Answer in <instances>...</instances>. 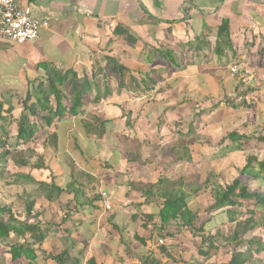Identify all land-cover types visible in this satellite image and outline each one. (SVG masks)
I'll use <instances>...</instances> for the list:
<instances>
[{
	"label": "crops",
	"instance_id": "obj_1",
	"mask_svg": "<svg viewBox=\"0 0 264 264\" xmlns=\"http://www.w3.org/2000/svg\"><path fill=\"white\" fill-rule=\"evenodd\" d=\"M12 1L47 27L33 41L0 40V137L9 144L22 100L45 81L42 66L89 79L111 58L125 72L96 74L81 114L65 113L40 129L26 147L33 153L0 161V218L37 223L44 235L33 245L29 234H9L7 243L25 241L33 252L12 262L0 246V264H56L49 256L60 254H66L63 264H143L151 254L159 257L161 243L175 260L161 256V264H193L198 237L172 230L177 239H158V193L182 182L187 202H199L203 189L192 172L218 174L241 154L238 172L247 154L264 156L256 139L264 137V0ZM223 21L229 45L220 51L215 45ZM115 30L125 34L115 36ZM235 62L243 67L240 77L229 74ZM141 79L153 83L150 91ZM104 84L109 94L94 103ZM69 86L60 87L66 98ZM69 104L63 101L66 110ZM230 132L252 138L237 150L221 144ZM36 156L46 169L38 168ZM71 181L80 187V202L73 195L47 202L38 192L37 183L63 189ZM101 192L110 195L108 211L100 200L91 202ZM27 199L34 201L29 218Z\"/></svg>",
	"mask_w": 264,
	"mask_h": 264
},
{
	"label": "trees",
	"instance_id": "obj_2",
	"mask_svg": "<svg viewBox=\"0 0 264 264\" xmlns=\"http://www.w3.org/2000/svg\"><path fill=\"white\" fill-rule=\"evenodd\" d=\"M124 34L121 30L114 31L115 36ZM222 45H229L226 21H223L219 27L215 48L221 51ZM261 53L264 54V48L261 49ZM235 64L238 63L235 62ZM42 68L47 73L44 83H41L33 91V95L28 94L21 102L22 112L16 121L15 143L9 144L0 137V161L5 160L14 152L24 150L33 153V150L26 147L35 143V136L40 129L49 128L55 119H61L65 113L71 116L81 114L80 109L84 96L91 89L96 88L93 83L96 74L105 76L108 72L117 71L119 74L125 72L124 68L111 58H106V66L102 70L93 68L89 79L86 76L77 79L75 74L69 71L59 73L53 70L48 71L46 66H42ZM140 81L141 84L149 83L143 90L150 91L153 83L143 79ZM65 83L70 85L68 98L60 90V87ZM131 83L135 87L138 85L135 79H131ZM103 87L104 92L100 96H95L94 103L109 94L105 84ZM66 99L70 103L68 110L63 106V101ZM49 103L52 106H49ZM233 104V102L229 103L232 108H236L237 106H233ZM263 114L264 103H262V111L259 115ZM3 134H8L4 126ZM251 138L252 136L230 132L221 140V144L228 141L236 145L235 149L239 150ZM49 139L53 141L55 137L52 135ZM256 139L264 144V137H257ZM40 161L43 163L39 164ZM244 162V166L238 171L237 176L223 186L214 185L210 180L211 176L205 179L200 188L203 190L210 188L212 202L204 209H193L188 206L189 194L183 190L182 182H175L172 184V188H168L163 193H158L160 201L157 214L159 220L158 239L163 241L177 239L178 234L174 235L172 230L178 233L187 232L192 238L198 237L197 259L193 264H264L262 257L264 255V193L251 192L247 183L248 180L254 182L255 189L264 187V156L247 154ZM37 164L38 168L46 169L41 157L38 158ZM158 183L162 184L163 180H159ZM37 187L38 192L47 202L59 201L68 195H73L74 202H80L82 197L80 187L72 181L63 189L56 187L53 183L44 182L37 183ZM96 200L99 201L98 194L93 196L91 202ZM25 202V214L29 218L34 201L27 199ZM3 212L5 210L0 209V213ZM144 219L145 222H148L151 217L144 216ZM226 226L229 227L228 233L222 232ZM9 234H29L33 240V245H40L44 238L37 223L29 224L28 220L18 222L11 215L7 220L0 218V246L8 249L12 262L20 257L31 258L30 255L33 250L30 249V244L25 241L22 244L7 243ZM140 243L144 244V241L140 240ZM158 251L159 257L155 258L151 254L144 258L143 264H161V256H164L166 261H175L162 243L158 246ZM49 258L56 264H63L66 254L55 257L49 256ZM212 258L214 260L210 261ZM88 264H94V261L90 259Z\"/></svg>",
	"mask_w": 264,
	"mask_h": 264
},
{
	"label": "built area",
	"instance_id": "obj_3",
	"mask_svg": "<svg viewBox=\"0 0 264 264\" xmlns=\"http://www.w3.org/2000/svg\"><path fill=\"white\" fill-rule=\"evenodd\" d=\"M47 27V23L32 17L28 9H21L12 0H0V40L14 44H22L36 40L39 30ZM231 77H240L243 72L241 64L229 66ZM99 200L104 210L111 209L110 195L107 192L99 194Z\"/></svg>",
	"mask_w": 264,
	"mask_h": 264
},
{
	"label": "rangeland",
	"instance_id": "obj_4",
	"mask_svg": "<svg viewBox=\"0 0 264 264\" xmlns=\"http://www.w3.org/2000/svg\"><path fill=\"white\" fill-rule=\"evenodd\" d=\"M259 148H261V146ZM257 149H258L257 146L256 147L254 146L252 150L256 151ZM260 151H263V149L262 150L260 149ZM256 155H258V154H256ZM26 156H29V154L28 155L26 154ZM14 157L15 158L19 157V158L22 159L24 156L23 155H15ZM237 157H239V158L236 159V160L235 159H229V160L225 161V163L222 165V167H220L217 170L218 174L215 173L214 175H212V174H209L207 172L201 171V169H200L198 171H195L194 173L192 172V177L195 178V180L197 182V185H201L202 186L203 182L205 181V180L203 181V177L209 178V176H211L210 180L213 181V183L215 185L221 184L223 186V185L229 183L232 178L237 176L238 172H236L237 171L236 168L239 169L241 167L239 164L243 165L242 159H241L242 155L238 154ZM38 158H39V156H36L35 162L38 160ZM206 173H207V175H204ZM247 183H248V187L251 189V192H262V193H264V187H262L261 189H259V188L255 189L256 186H255L254 182L248 180ZM200 189H203V188H199V190ZM197 196H200L199 198H201V200L199 202H188V206L190 208H193V209L194 208L195 209L196 208L204 209V208L208 207L209 204L212 201V195L210 193V190H203ZM222 232L228 233L229 232V227L226 226L224 229H222ZM176 255L179 256V254H176ZM178 256H175V258L178 259V258H181V257H183V258L187 257V256H184V255H182L180 257H178ZM191 258L193 259V255L191 256ZM213 260L214 259L212 258L210 261H213Z\"/></svg>",
	"mask_w": 264,
	"mask_h": 264
}]
</instances>
